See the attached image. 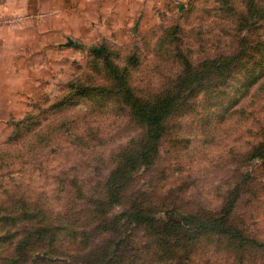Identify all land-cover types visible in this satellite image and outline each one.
Instances as JSON below:
<instances>
[{"label": "rangeland", "instance_id": "obj_1", "mask_svg": "<svg viewBox=\"0 0 264 264\" xmlns=\"http://www.w3.org/2000/svg\"><path fill=\"white\" fill-rule=\"evenodd\" d=\"M64 13L62 31L49 19L47 37L27 36L31 101L0 119V264H264V0H64ZM128 90L174 107L144 164ZM232 198L244 239L202 235Z\"/></svg>", "mask_w": 264, "mask_h": 264}, {"label": "crops", "instance_id": "obj_2", "mask_svg": "<svg viewBox=\"0 0 264 264\" xmlns=\"http://www.w3.org/2000/svg\"><path fill=\"white\" fill-rule=\"evenodd\" d=\"M48 10L54 13L46 17V20L42 19L40 22L31 20L20 27L0 28V119L21 116L26 110L24 108L26 103L31 101L32 82L30 80L33 76L29 69H25L27 36L36 30L37 35L42 31L47 37L48 28L46 27L49 26L44 24L50 20L56 23V25L51 24L52 29L56 28L55 30L59 32V23H61L60 30L62 31L66 18L64 0H0V14L4 15ZM41 47L39 43V49ZM26 78L29 82H26ZM18 104L21 105V109Z\"/></svg>", "mask_w": 264, "mask_h": 264}, {"label": "trees", "instance_id": "obj_3", "mask_svg": "<svg viewBox=\"0 0 264 264\" xmlns=\"http://www.w3.org/2000/svg\"><path fill=\"white\" fill-rule=\"evenodd\" d=\"M93 51L97 54V56L101 57L104 62L109 63V51L108 48L105 46L96 47L93 49ZM238 58V57H237ZM222 65L228 67V64ZM220 66V65H219ZM221 67V66H220ZM259 67H254L249 69L247 71L248 82L251 83L253 81H256V70H258ZM126 99L130 102L132 109L135 113V115L140 118L142 121L145 122L147 126V140L145 147H143L142 151L138 154L136 157L138 160H141L143 164L146 162V160L154 154L155 148L157 147L158 142L161 139L162 133H163V124L164 119L167 113H169L174 107L171 106L170 101H156V102H141L139 99H134L132 96V93L130 90L126 91ZM235 205V198L230 199L228 208L224 212V215L220 218H216L213 221H202L200 224H198L197 230L202 232V235L209 233V232H218L221 235H224L228 237V239L232 240H243V236L241 232H239L236 227L228 224V217L232 213L233 208ZM132 217L140 220L141 222H152L154 219L152 217H147L145 215H142L140 213H133ZM192 241V243H194ZM191 243V244H192ZM117 247L121 248L120 242L116 243ZM184 248H187V245L184 246ZM180 250V249H179ZM117 250H114L113 253L115 254ZM180 264H183L184 258L180 257ZM100 264H105V261H103Z\"/></svg>", "mask_w": 264, "mask_h": 264}, {"label": "built area", "instance_id": "obj_4", "mask_svg": "<svg viewBox=\"0 0 264 264\" xmlns=\"http://www.w3.org/2000/svg\"><path fill=\"white\" fill-rule=\"evenodd\" d=\"M24 18H25L24 16L16 15V14H10V15L0 14V28L15 26L17 23L22 22Z\"/></svg>", "mask_w": 264, "mask_h": 264}]
</instances>
